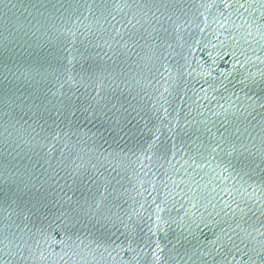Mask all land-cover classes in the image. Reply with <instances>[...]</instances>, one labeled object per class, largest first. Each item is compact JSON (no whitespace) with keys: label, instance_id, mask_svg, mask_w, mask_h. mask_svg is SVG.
<instances>
[{"label":"water","instance_id":"95a60500","mask_svg":"<svg viewBox=\"0 0 264 264\" xmlns=\"http://www.w3.org/2000/svg\"><path fill=\"white\" fill-rule=\"evenodd\" d=\"M0 264H264V0H0Z\"/></svg>","mask_w":264,"mask_h":264}]
</instances>
